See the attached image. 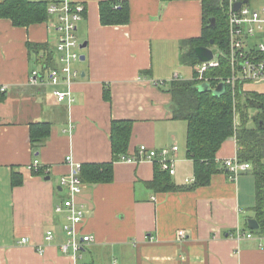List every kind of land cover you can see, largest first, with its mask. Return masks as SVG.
Returning <instances> with one entry per match:
<instances>
[{
  "label": "crops",
  "instance_id": "0c3cea01",
  "mask_svg": "<svg viewBox=\"0 0 264 264\" xmlns=\"http://www.w3.org/2000/svg\"><path fill=\"white\" fill-rule=\"evenodd\" d=\"M66 1L86 9L76 30L79 44L86 42L85 59L72 65L78 75L69 87L71 102L53 94L68 90L65 83H28L30 72L43 68V54L48 66L60 65L51 16L28 26L0 18V264H264V234L247 221L256 220V178L251 168L229 178L222 165L237 155L234 137L218 149L219 171L195 189L154 191L147 185L154 163L113 160L110 123L128 119V154L141 144L154 150L176 145L172 180L193 182L187 122L173 118L165 82L193 77L182 55L186 40L202 30L201 1L126 0L130 17L123 25L100 23L102 0ZM41 121L50 123V132L35 147L30 123ZM66 156L79 164L112 161L113 167L110 182H82L76 198L85 208L79 230L93 237L80 258L59 250L64 214L54 206L69 195L60 181L72 169ZM47 230L54 234L50 241ZM178 230L185 238L176 236ZM22 237L28 241L21 243Z\"/></svg>",
  "mask_w": 264,
  "mask_h": 264
},
{
  "label": "trees",
  "instance_id": "16d2710c",
  "mask_svg": "<svg viewBox=\"0 0 264 264\" xmlns=\"http://www.w3.org/2000/svg\"><path fill=\"white\" fill-rule=\"evenodd\" d=\"M169 1V0H162ZM203 26L199 36L187 39L186 51L182 57L193 65L195 76L196 63L199 61L194 48L199 45L217 46L224 49L228 42V23L225 15L226 0H200ZM249 1V0H247ZM58 2V1H55ZM46 0H2L0 18H8L15 26H28L49 18ZM99 20L103 25H123L129 21L130 8L126 0H102L99 2ZM214 18L212 26L210 18ZM213 39V44H210ZM35 51L47 50L39 44H27ZM51 53V51H49ZM48 52V53H49ZM228 68H212L205 74L209 77L224 76ZM217 78L211 79L214 86ZM199 83L194 79H171L165 82L166 91L172 95L174 105L173 118L187 122L185 151L194 165L192 183L178 185L171 174L163 170L155 161L153 178L147 182L154 191L195 189L208 185L213 173L219 171L216 154L224 141L235 138L237 157L251 164L256 178V203L254 211L259 222L258 229L252 230L264 234V92L242 90V84L234 90L226 87L224 93L214 95L211 91H199ZM4 92L0 90V101ZM234 114H237L235 126ZM109 138L113 160L128 154L132 122L112 120ZM50 132L47 121L30 123V140L33 146L45 141ZM112 161L105 163L81 164L79 176L82 182L103 183L112 180ZM17 174V172H15ZM13 183L16 180L13 179Z\"/></svg>",
  "mask_w": 264,
  "mask_h": 264
},
{
  "label": "built area",
  "instance_id": "2783aa9c",
  "mask_svg": "<svg viewBox=\"0 0 264 264\" xmlns=\"http://www.w3.org/2000/svg\"><path fill=\"white\" fill-rule=\"evenodd\" d=\"M242 2L238 9L234 4ZM225 15L228 23V42L224 49L213 46V57L208 61H198L195 68L194 79L198 83L208 82L210 89L215 88L219 83H224L234 90L242 84V90H246L244 85L247 83L264 84V6H251L243 0H226ZM85 6L79 2L58 1L50 2L47 5V12L51 16L49 26L57 33L55 52L56 61L60 64L58 67L47 65V57L43 54L41 62L42 69H33L28 78L30 85H41L45 82L51 85L65 83L68 90L63 91L55 89L53 94L58 101L68 100L71 102L73 97L70 91L72 80L78 75L73 68V63L80 60V54L77 48H80L76 36L77 25L83 18ZM212 49V48H211ZM226 64L228 73L224 76L209 77L205 73L212 68H220ZM217 78V83L212 86L210 81ZM171 79H178L174 75ZM1 91L5 87L0 88ZM237 114H234L235 126L237 124ZM177 146L171 145L169 148L150 149L141 144L134 154L121 156L119 160L123 162H141L147 160L152 163L157 161L163 170L169 174L175 172V158L170 154L176 152ZM65 161L72 167L71 172L60 178L61 184L68 187L69 195L62 202L55 204L56 213L64 214L62 230L66 235L65 240L59 244V250L64 254H71L74 258L81 257V250L84 245L90 242L93 237L81 233L79 225L85 216V208L76 201L77 196L82 191V181L79 176L81 164L72 161L70 156L65 157ZM223 168L226 169L229 178L236 177L251 168L247 161H240L236 156L229 157L222 161ZM37 167V166H35ZM187 182L191 180L185 179ZM177 237L185 238L183 230H178ZM251 237V233L245 234ZM54 234L51 230L45 233L47 241L52 240ZM28 239L22 237L21 243H26ZM42 251V249H40ZM116 264V263H114Z\"/></svg>",
  "mask_w": 264,
  "mask_h": 264
},
{
  "label": "water",
  "instance_id": "95a60500",
  "mask_svg": "<svg viewBox=\"0 0 264 264\" xmlns=\"http://www.w3.org/2000/svg\"><path fill=\"white\" fill-rule=\"evenodd\" d=\"M243 2H246V0H243ZM242 2L235 3V9H238L240 7ZM211 21V25L214 26L215 21L214 18H210ZM210 44H213V39H210ZM86 46V42H83L82 44H80V48H84ZM194 52L198 58L199 61L204 62V61H208L213 57V49H211V47H207V46H203V45H199L196 46L194 49ZM85 56L83 54H80V60H84ZM198 90L199 91H211L214 95H220L222 93H224L225 90V85L224 83H219L215 88H211L210 89V85L208 82H202L199 83L197 85ZM248 224L250 229L252 230H256L258 229L259 223L253 219V218H249L247 219Z\"/></svg>",
  "mask_w": 264,
  "mask_h": 264
},
{
  "label": "rangeland",
  "instance_id": "374dc122",
  "mask_svg": "<svg viewBox=\"0 0 264 264\" xmlns=\"http://www.w3.org/2000/svg\"><path fill=\"white\" fill-rule=\"evenodd\" d=\"M248 4L258 6V7H262V6H264V0H249ZM78 42L81 43V40L78 39ZM210 47L212 49H214L212 45H210ZM77 52L79 54H82L83 48H77ZM244 88L247 90L264 92V84H262V83H254V84L253 83H247L244 85ZM86 258L87 257L85 255V258H83L82 261L86 260Z\"/></svg>",
  "mask_w": 264,
  "mask_h": 264
}]
</instances>
